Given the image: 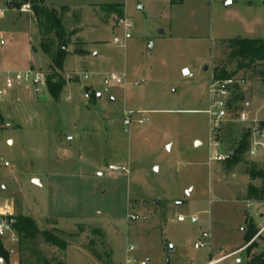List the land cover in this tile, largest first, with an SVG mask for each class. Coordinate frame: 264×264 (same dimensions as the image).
I'll return each mask as SVG.
<instances>
[{
	"label": "rangeland",
	"instance_id": "1",
	"mask_svg": "<svg viewBox=\"0 0 264 264\" xmlns=\"http://www.w3.org/2000/svg\"><path fill=\"white\" fill-rule=\"evenodd\" d=\"M114 3L122 4V15L100 8ZM46 5H67L66 27L80 31L66 48V86L58 101L46 84L39 95L15 91L0 101V205L32 217L40 231L54 229L68 247L48 244L41 234L23 242L19 235L8 258L16 264H206L225 257L221 264H245L252 242L249 254L263 252L264 202L245 197L250 184L262 185L247 169L251 163L263 167L264 152H246L231 171L211 161L206 111L219 67L237 82L240 98L233 102L232 92L217 133L218 152L232 154L242 130L254 138L264 124V82L255 70L238 69L224 45L239 37L264 39V0ZM0 10V86L3 72L26 69L30 56H37L34 63L46 83L51 62L40 49L33 12H21L7 0H0ZM121 18L129 20V29L119 24ZM75 48L89 53L77 55ZM110 72L125 73L126 84L92 98L95 90L103 91L101 80ZM130 109L143 111L145 123L124 125ZM109 165H125L128 172ZM181 215L185 221L178 220ZM203 233L210 235L208 245L195 248Z\"/></svg>",
	"mask_w": 264,
	"mask_h": 264
},
{
	"label": "trees",
	"instance_id": "2",
	"mask_svg": "<svg viewBox=\"0 0 264 264\" xmlns=\"http://www.w3.org/2000/svg\"><path fill=\"white\" fill-rule=\"evenodd\" d=\"M11 6L20 9L23 4H29L33 17L36 20L38 32L40 34V49L42 53L50 59V70L53 73L46 80V87L51 97L58 101L61 93L66 86V81L62 78L64 72V64L69 52L66 50L67 45L72 44L73 36L79 32V29L68 30L65 24V16L70 8L63 5L60 10L55 7L46 5V0H7ZM185 0H171L172 4H182ZM100 8L104 12L111 14L122 15V4H103ZM225 49L228 50V56L231 60L236 61L238 69L255 70L257 76L264 82V39L263 38H233L224 41ZM36 51V50H35ZM74 53L80 56L88 55V51L82 48H75ZM231 75L223 68L217 67L213 74V80L226 79ZM237 86L233 91V102L239 100L236 94ZM92 98H96L95 93H92ZM231 102V100H230ZM229 102V108H230ZM0 121L3 122V116L0 112ZM264 126V124L262 125ZM218 140L220 137L217 134ZM251 137L250 133L242 130V138L238 141L237 147L233 153L223 162L224 168L231 171L238 166L244 159L246 152L250 150ZM247 173L252 180L260 179L262 185L256 187L252 184L248 186L245 199L264 202V166L258 167L251 163L247 169ZM22 242L32 241L40 234L45 242L53 246L66 249L68 247L67 240L62 238L56 231L47 229L40 231L34 219L30 216L18 215L16 226ZM258 229H253L246 233V241L249 242L255 236ZM254 244V242H252ZM250 244V247L252 246ZM248 251V260L245 264H264V251L258 255H251ZM7 256V253H5ZM8 257V256H7ZM19 264H36L30 261H20ZM41 264H51L47 259H43ZM62 264V263H59Z\"/></svg>",
	"mask_w": 264,
	"mask_h": 264
},
{
	"label": "built area",
	"instance_id": "3",
	"mask_svg": "<svg viewBox=\"0 0 264 264\" xmlns=\"http://www.w3.org/2000/svg\"><path fill=\"white\" fill-rule=\"evenodd\" d=\"M21 12H30L31 7L29 4H23L20 8ZM2 10H0V13ZM32 12V11H31ZM119 24L123 25L125 29L131 27V23L126 18H121ZM130 34L125 33V39L129 38ZM114 42L123 44V40L119 37L114 38ZM3 85L0 86V101L4 99L6 94L15 91H29L33 95H39L45 88L44 72L35 67L29 66L23 70L16 71H4L3 72ZM89 75L85 74L84 78H88ZM103 91H94L95 95L100 98L103 94H109L111 92L112 85H125L126 74L119 72H110L105 74L101 80ZM237 82L232 78H226L221 80H212L209 85L210 95V108L206 111L211 117V142L210 146L214 148L213 153L210 157L211 161L224 162L229 156L223 155L218 152L220 140L217 138V133L221 128L222 122L227 116L229 109V102L231 100L232 92L234 91ZM139 83H134V86H138ZM86 97H90L86 94ZM243 119H246V115H242ZM146 118L144 112L141 110H125L123 114V123L126 126H131L133 123L139 125L144 124ZM0 121V125H1ZM254 138H251L250 153L255 155L257 152H264V126L255 129ZM2 160V159H1ZM5 166H8V162H4ZM109 170L114 172H128V168L125 165H109ZM132 220L140 219L139 215H131ZM144 218V217H142ZM179 221H185L186 217L179 216ZM192 222H196L195 216L191 217ZM18 222V214L16 213L13 206L8 203L0 205V264H16L10 260L5 253L10 252L12 245L16 244L19 239V233L16 228ZM203 241L195 243V248H203L208 245L205 242L206 239L210 238L208 233L202 234ZM130 249H133L131 246ZM225 257H219L216 259H210L206 264H221Z\"/></svg>",
	"mask_w": 264,
	"mask_h": 264
},
{
	"label": "crops",
	"instance_id": "4",
	"mask_svg": "<svg viewBox=\"0 0 264 264\" xmlns=\"http://www.w3.org/2000/svg\"><path fill=\"white\" fill-rule=\"evenodd\" d=\"M227 5H228V4H227ZM42 54L45 55L44 53H42ZM37 55H38V54H37ZM36 60H37V56H36V59L33 58L32 56H30V58H29V64H28L27 67H29V66H31V65H32V66H35V63H34V62H35ZM35 67H36V66H35ZM110 98H111L112 101H114V99H115L113 95H112ZM98 99H102V97H101V98L98 97Z\"/></svg>",
	"mask_w": 264,
	"mask_h": 264
},
{
	"label": "water",
	"instance_id": "5",
	"mask_svg": "<svg viewBox=\"0 0 264 264\" xmlns=\"http://www.w3.org/2000/svg\"><path fill=\"white\" fill-rule=\"evenodd\" d=\"M232 2L230 1L228 4H231ZM99 97H100V95H99Z\"/></svg>",
	"mask_w": 264,
	"mask_h": 264
}]
</instances>
